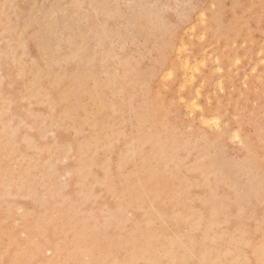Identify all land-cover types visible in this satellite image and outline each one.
<instances>
[{
    "label": "rangeland",
    "instance_id": "rangeland-1",
    "mask_svg": "<svg viewBox=\"0 0 264 264\" xmlns=\"http://www.w3.org/2000/svg\"><path fill=\"white\" fill-rule=\"evenodd\" d=\"M0 94V264H264V0H0Z\"/></svg>",
    "mask_w": 264,
    "mask_h": 264
},
{
    "label": "bare ground",
    "instance_id": "bare-ground-1",
    "mask_svg": "<svg viewBox=\"0 0 264 264\" xmlns=\"http://www.w3.org/2000/svg\"><path fill=\"white\" fill-rule=\"evenodd\" d=\"M126 2H128V1H126ZM153 3V2H152ZM154 5V4H153ZM149 7H150V5H149ZM154 7V6H153ZM152 7V8H153ZM136 8V7H135ZM145 8H146V6H145ZM148 8V7H147ZM149 9V8H148ZM148 9L147 10H145V11H148ZM138 11V10H137ZM149 12V11H148ZM148 12H147V14H148ZM156 12V11H155ZM157 13V12H156ZM145 17H146V15H144ZM148 16H150V13L148 14ZM156 16H158V14L156 15ZM159 17V16H158ZM158 17H156L157 19H158ZM160 18V17H159ZM161 18H162V16H161ZM145 20V19H144ZM159 20V19H158ZM162 20V19H161ZM208 20V19H207ZM157 21V20H156ZM158 22V21H157ZM163 22H165V21H163ZM163 22H161L162 24H163ZM204 22V21H203ZM172 23V22H171ZM166 25H168L167 23H166ZM207 25H209L208 24V22H207ZM163 27H164V24H163ZM165 28V27H164ZM168 28V27H167ZM14 30H15V28L13 29V32H14ZM109 30V29H108ZM170 30V29H169ZM171 31V30H170ZM110 32V31H109ZM17 36V35H16ZM108 36V35H107ZM119 36V35H118ZM19 37V36H18ZM117 37V36H116ZM120 37V36H119ZM10 40H12V39H10ZM11 42V41H10ZM16 44H19V42H16ZM21 44H19V46H20ZM22 46V45H21ZM10 47V46H9ZM12 47V46H11ZM13 48V47H12ZM11 49V48H10ZM15 49H16V47H15ZM22 49V48H21ZM12 51H15L14 50V48H13V50ZM23 52V51H22ZM13 53V52H12ZM20 54H22V53H20ZM13 55V54H12ZM215 55V54H214ZM20 56H22V55H20ZM126 57V56H125ZM219 57V56H218ZM19 58L20 57H17V59L19 60ZM216 56H215V59H214V62H215V60H216ZM217 61V60H216ZM28 62H30V61H28ZM32 63V62H31ZM36 63V62H35ZM92 63V62H91ZM219 63V62H218ZM19 64V63H18ZM33 64V63H32ZM94 63H92L91 65H90V67L93 65ZM127 65V64H126ZM218 64L216 63V66H217ZM220 66V65H219ZM219 66H217V67H219ZM20 68H21V65H20ZM23 69V68H22ZM218 70H220V69H218ZM217 70V71H218ZM36 79V78H35ZM97 79V78H96ZM32 82H33V80H32ZM36 83V82H35ZM32 85H33V83H32ZM35 86V85H34ZM221 86V85H220ZM222 89V88H221ZM1 95V94H0ZM73 103H72V105L70 106V108L72 109V110H75L76 108H77V106H78V101H80L81 102V100L79 99V100H77V98H76V96L74 95V98H73ZM196 106H197V104H196ZM198 107V106H197ZM200 112V111H199ZM205 115V114H204ZM250 115V114H249ZM250 117V116H249ZM241 118V117H240ZM167 150V149H166ZM167 187V186H166ZM165 187V188H166ZM169 187H171V186H169ZM156 189V188H155ZM164 191V190H163ZM167 191V190H166ZM176 197V196H175ZM193 219V218H192ZM246 227V226H245ZM255 230L256 231H260V225L259 224H257L256 225V227H255ZM246 231L247 230H242L240 233H239V236L237 237V238H232V241H231V245L229 246V248L228 249H233L234 250V248L235 247H239V245H243V246H245L246 247V249H247V252H250L251 254L250 255H246V257H247V259H250V258H253V257H255V258H257V259H261V261L264 263V233H262V232H260V235L259 236H255V237H253L252 235H247L246 234ZM257 240H259V241H257ZM88 242V241H87ZM256 245V246H255ZM54 248V246L53 245H50V246H48V249H50V250H52ZM45 251H47L48 252V250H45ZM199 251L201 252V255H202V258L203 259H205L207 256H210V255H212V256H215V257H218L219 259H221L217 254H212V253H210V251H208L207 249H199ZM242 251V253H244V252H246V250L245 249H242L241 250ZM141 254V253H140ZM139 254V255H140ZM172 258L170 259V261L171 262H173L174 260H176V258L177 257H179V256H177V255H175V254H173L172 256H171ZM221 264H223L222 262H221Z\"/></svg>",
    "mask_w": 264,
    "mask_h": 264
},
{
    "label": "snow or ice",
    "instance_id": "snow-or-ice-1",
    "mask_svg": "<svg viewBox=\"0 0 264 264\" xmlns=\"http://www.w3.org/2000/svg\"><path fill=\"white\" fill-rule=\"evenodd\" d=\"M6 7H7V5H6Z\"/></svg>",
    "mask_w": 264,
    "mask_h": 264
}]
</instances>
